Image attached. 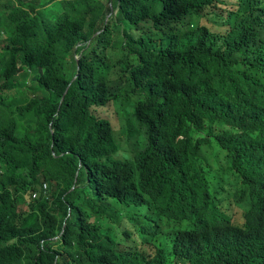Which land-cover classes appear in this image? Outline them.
<instances>
[{
  "label": "trees",
  "instance_id": "1",
  "mask_svg": "<svg viewBox=\"0 0 264 264\" xmlns=\"http://www.w3.org/2000/svg\"><path fill=\"white\" fill-rule=\"evenodd\" d=\"M197 133L210 156L264 137V0H0V264L22 255L7 253L9 240L42 220L62 216V226L76 202L68 234L92 226L80 236L92 259L83 264H162L169 252L163 264L221 262L209 249L224 216L208 188L174 187L181 198L165 203L134 179L184 172L190 161L170 157V140ZM133 138L144 142L122 152ZM37 192L31 214L19 213ZM152 224L172 246H127Z\"/></svg>",
  "mask_w": 264,
  "mask_h": 264
},
{
  "label": "clouds",
  "instance_id": "2",
  "mask_svg": "<svg viewBox=\"0 0 264 264\" xmlns=\"http://www.w3.org/2000/svg\"><path fill=\"white\" fill-rule=\"evenodd\" d=\"M112 17L113 14L108 17L107 24ZM101 34L102 32L95 38ZM77 60L80 63V57ZM226 110L217 103L212 111L221 117ZM253 119L257 121L255 114ZM138 133L137 138L146 140L148 137L145 131ZM203 134H193L188 138L178 135L170 140V157L184 152L190 161V166L187 165L184 172H170V178L161 176L158 182L156 174L144 171L135 175V183L143 192L148 191L155 196V200L160 197L159 201L165 203L181 198V194L173 190L174 187L179 190L191 188L194 191L208 188L206 197L210 206L219 207L224 216L222 231L210 243V252L216 253L221 262L216 258L214 261L217 264H264V137L248 133L240 141L219 143L217 154L210 156L212 149L206 144H199L201 138L205 137ZM119 138L121 139L120 135ZM135 142L144 141L133 138L127 143L122 140V152L129 148L136 149ZM165 183L167 185L164 187ZM48 189L49 185L45 184L46 195ZM75 190L76 186L73 187V191ZM39 196L37 192L33 194L32 200L26 199V204L23 205L26 211L19 209L18 212L31 214L28 210ZM82 205L77 202L68 205L62 226L59 223L62 216L56 224L53 219L46 222L42 220L36 227H31L29 233L9 240L6 244L8 254L12 253L10 247H20L22 250L20 259L11 264H48L51 259L53 264L91 263V256L81 249L79 242L80 236L91 229V223L71 235L68 234L69 228L67 229L68 221H75L76 215H80L79 206ZM140 212L144 217L158 216L155 207L151 209L143 206ZM117 226L118 224L113 223L114 228L112 231L107 230L108 233L116 232ZM152 226L153 230L148 238L141 241L136 236L137 242L131 240L127 246L138 248L149 255H156L157 240L172 246L171 238L161 233L156 224ZM164 232H168V229L164 228ZM146 241L150 245L145 244ZM171 256L173 255L169 252L158 261L163 264ZM192 258L198 264L195 254Z\"/></svg>",
  "mask_w": 264,
  "mask_h": 264
},
{
  "label": "rangeland",
  "instance_id": "3",
  "mask_svg": "<svg viewBox=\"0 0 264 264\" xmlns=\"http://www.w3.org/2000/svg\"><path fill=\"white\" fill-rule=\"evenodd\" d=\"M114 112V110H109V111H103V114L105 115H110Z\"/></svg>",
  "mask_w": 264,
  "mask_h": 264
},
{
  "label": "water",
  "instance_id": "4",
  "mask_svg": "<svg viewBox=\"0 0 264 264\" xmlns=\"http://www.w3.org/2000/svg\"><path fill=\"white\" fill-rule=\"evenodd\" d=\"M109 21V20H108Z\"/></svg>",
  "mask_w": 264,
  "mask_h": 264
}]
</instances>
